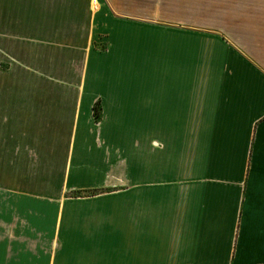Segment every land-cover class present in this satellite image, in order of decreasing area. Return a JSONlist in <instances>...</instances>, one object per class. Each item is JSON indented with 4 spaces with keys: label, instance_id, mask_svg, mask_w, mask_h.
I'll return each mask as SVG.
<instances>
[{
    "label": "crops",
    "instance_id": "crops-1",
    "mask_svg": "<svg viewBox=\"0 0 264 264\" xmlns=\"http://www.w3.org/2000/svg\"><path fill=\"white\" fill-rule=\"evenodd\" d=\"M98 1L110 11L105 49L83 51L70 102H99L121 121L102 128L112 148L138 132L131 120H174V176L148 177L129 159L108 174L98 129L57 128L59 147L69 135L75 152L61 191L45 177L0 181V264H264V0H185V19L174 0L67 6ZM13 95L12 115L36 113L34 94Z\"/></svg>",
    "mask_w": 264,
    "mask_h": 264
},
{
    "label": "rangeland",
    "instance_id": "rangeland-1",
    "mask_svg": "<svg viewBox=\"0 0 264 264\" xmlns=\"http://www.w3.org/2000/svg\"><path fill=\"white\" fill-rule=\"evenodd\" d=\"M174 2L179 4L174 6V19H185V0ZM71 3L72 0H0V181L10 177L39 181L45 177L48 182L54 181L61 191L65 165L75 154L70 147L74 137L61 136L63 144L59 147L60 137L54 133L57 128L68 129L78 122L82 127L98 129L94 138L104 146L103 170L107 169L106 161L113 164L108 167V174L114 172L113 175L119 176L129 159L132 166H137L139 160L146 162L148 177L163 181L174 176V167H168L174 161V120H131V127L138 132L129 137L126 143L129 145L116 143L112 148L105 145L108 141L102 135V128L116 126L121 121H110L106 117L107 106L102 108L99 102L77 105L70 102L68 95L75 92V84L84 74L85 55L96 47L100 48L96 53L105 49L103 16L110 14L108 9L107 13L103 12L99 1L91 2L87 8L67 6ZM97 15L99 37L95 38ZM77 26L81 29L79 33L75 31ZM146 58L144 68L147 78L152 79L156 75L150 70L155 65L154 57ZM144 68L139 70L142 72ZM22 92L35 95L36 113H30V118L16 109L11 114L12 94L17 98ZM64 96L70 102L66 106L60 103V97ZM96 104H99L97 110ZM74 106L81 120L72 119ZM43 107L45 113L39 110ZM62 107L67 110H61ZM102 112L105 119L96 123L95 114L101 116ZM159 162L161 167L156 164ZM133 170L137 168H131L132 174ZM100 174L103 175L102 169ZM148 191L156 193L155 189Z\"/></svg>",
    "mask_w": 264,
    "mask_h": 264
},
{
    "label": "trees",
    "instance_id": "trees-1",
    "mask_svg": "<svg viewBox=\"0 0 264 264\" xmlns=\"http://www.w3.org/2000/svg\"><path fill=\"white\" fill-rule=\"evenodd\" d=\"M99 104L95 105V110L98 109ZM97 117H99V114H96ZM97 189H83V190H78L76 193L78 195H83V194H91V193H96Z\"/></svg>",
    "mask_w": 264,
    "mask_h": 264
},
{
    "label": "bare ground",
    "instance_id": "bare-ground-1",
    "mask_svg": "<svg viewBox=\"0 0 264 264\" xmlns=\"http://www.w3.org/2000/svg\"><path fill=\"white\" fill-rule=\"evenodd\" d=\"M95 1V0H94Z\"/></svg>",
    "mask_w": 264,
    "mask_h": 264
}]
</instances>
